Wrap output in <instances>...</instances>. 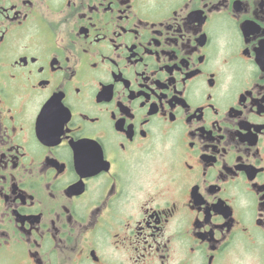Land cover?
Wrapping results in <instances>:
<instances>
[{"label":"flooded vegetation","instance_id":"1","mask_svg":"<svg viewBox=\"0 0 264 264\" xmlns=\"http://www.w3.org/2000/svg\"><path fill=\"white\" fill-rule=\"evenodd\" d=\"M0 264H264V0H0Z\"/></svg>","mask_w":264,"mask_h":264}]
</instances>
